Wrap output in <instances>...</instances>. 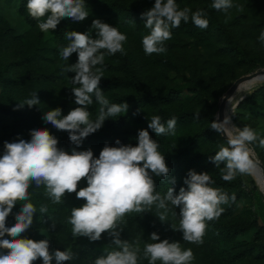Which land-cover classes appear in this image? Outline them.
Wrapping results in <instances>:
<instances>
[{"label":"clouds","instance_id":"9594fccd","mask_svg":"<svg viewBox=\"0 0 264 264\" xmlns=\"http://www.w3.org/2000/svg\"><path fill=\"white\" fill-rule=\"evenodd\" d=\"M29 15L37 19L47 16L38 23L43 32L54 30L61 19L71 18L83 21L88 15L85 0H27ZM233 7L232 0H212L211 8L227 12ZM243 11L241 6H236ZM146 18L144 27L150 33L142 39L146 55L164 53V44L172 38L171 28L179 27L181 21H191L200 29L208 27L207 12L203 9L192 11L188 7L181 9L176 0H155L154 5L141 13ZM96 31V38L87 33L77 31L66 32L65 38L70 41L60 51L63 61H68L72 53H77L74 64L62 66L63 73L73 72L71 88L75 98L74 107L66 115L56 107L44 112L43 120L58 130L68 132L69 140L79 146L84 138L102 127L107 118H116L124 114L129 105L126 102L110 103L99 87L103 78L105 52L107 55L126 54L124 43L126 34L117 27L94 19L91 25ZM258 39L264 43V31ZM100 65L101 67H97ZM100 105L96 118H91L88 106L93 103ZM41 103L37 92L31 98L20 102L18 107L27 104L29 107ZM199 117V112L195 114ZM149 121V120H148ZM177 118L173 116L165 123L159 115H153L148 123L158 136L175 134ZM230 118L223 122L214 121L211 128L227 137L228 146H221L214 156L209 157L217 168H220L224 181H233L237 175L252 174L257 168L254 161V151L250 147L259 142L264 147V138L249 126L242 129L235 125L231 129ZM136 146L121 144L119 146L105 145L99 157L93 156L91 149L77 151L75 148L69 154L57 147L58 140L47 129L34 128L31 138L18 139L15 142H4L3 155H0V264H33L37 259L42 264H64L72 261L76 254L71 249H55L49 251L48 239L33 240L22 238V234L33 223L36 207L29 201V187L34 183L37 188L44 186L46 195L55 204L62 203L65 193L75 192L77 199L85 202L79 207H72L69 223L72 225V237H87L90 241L101 239L102 233H107L111 243L119 250L110 251L107 255L98 256L94 264H138L140 253L139 241L135 246L120 238L123 230L120 222L126 213L151 211L153 205L164 211L159 213L161 221L166 220L169 203L180 209L179 229L183 240L200 244L206 230V221L219 218L224 208L221 205L235 201L220 188L210 185L214 183L207 172L197 173L189 170L184 183L187 189L181 187L175 193L169 187L162 196L156 191V185L151 174L157 177H167L170 169L164 156L158 151V143L153 140L145 129L138 131ZM223 163V167L221 166ZM150 170V172H149ZM87 181V186L79 188L78 182ZM170 183L174 184L173 179ZM23 201L21 209L15 214V223L6 225V218L15 204ZM48 208L41 205L39 212L46 214ZM55 229V225H50ZM175 229V228H174ZM143 249L144 258L148 264H190L194 259L191 249L182 250L178 241L161 240L158 233L152 232Z\"/></svg>","mask_w":264,"mask_h":264},{"label":"rangeland","instance_id":"374dc122","mask_svg":"<svg viewBox=\"0 0 264 264\" xmlns=\"http://www.w3.org/2000/svg\"><path fill=\"white\" fill-rule=\"evenodd\" d=\"M154 2L155 0H126L127 5L131 6L140 3L146 9H150ZM176 3L181 9L188 7L194 12L203 5L212 3V0H176ZM232 3L233 7L227 12L220 11L218 13L219 23L230 34L234 42L247 51L257 53L263 59L264 43H261L258 37L264 31V0H232ZM237 5L241 6L243 11H238ZM17 10L18 0H0V63L11 64L6 74L7 81L0 83V104L12 108L18 113L16 127L28 139L31 138L32 129H47L50 134L57 138V147L64 150L66 131L58 130L50 123H45L43 115L44 112L56 107H60L62 115H66L69 110L79 106L75 104V98L71 91V88L79 86L71 83V77L75 73H63L61 71L63 65L73 63L69 60L66 62L61 59L60 45L51 30L43 32L39 29L38 24L30 27L18 14ZM99 17L100 15H98ZM136 32V30H133L126 34V49L132 57L144 64L145 70L150 73L157 85H180L192 80L206 90L207 105L204 103L205 100L203 101L195 93L183 92L180 95L181 101L190 110L205 109L207 115L189 122L177 131V135L185 131L201 130L208 124L213 123L218 101L233 81L240 76L261 70L262 73H257L259 77L256 83L254 82L255 84L240 83L231 99L225 102V105L232 125L236 126L232 120V115L236 114L237 120L243 127H251L261 138H264V108L248 104L244 109H236V104L239 100L248 96L264 83V66H260L259 63L256 64V62L252 66L246 63L237 64L229 50L220 51L225 48V42L216 30L211 33L208 40L201 41L189 35L185 30L179 29L177 32L172 33L170 40L165 42L166 51L164 53H153L151 55L145 54ZM16 36H20V39H13ZM20 47L25 48V54L29 57L27 61L19 62ZM153 55L156 57L167 56L174 62L175 67L169 68L164 64L155 63L152 60ZM28 71L46 74L50 76V79L48 81L28 79L26 78ZM257 74L251 78L256 77ZM33 92H37L41 103L31 107L27 104L23 105V107H18L20 102L31 98ZM255 101L264 107V96L259 95ZM88 110L94 120L99 112L98 105L94 102L93 105L88 106ZM106 120L103 122L102 127L94 132L95 135L105 134L112 136L106 126ZM10 121L11 119L7 116L0 118V123L3 124ZM217 137L215 133L210 136V146L217 144ZM10 139L11 137H9ZM250 147L254 151L256 160L264 166V147H261L258 141L250 145ZM93 156L98 158L99 152H93ZM257 167L261 170L258 164ZM243 178L247 185L250 180L253 181L255 191L253 196H250V199H242L236 205L235 213L242 215L256 213L264 225V189L260 187L252 174L243 175ZM86 186L87 181L82 179L78 182L77 190ZM157 192L163 196L167 191ZM34 193L45 204L57 206L60 209L56 217L47 220L33 231L28 238L37 241L48 239L50 252L55 249H60L61 251L69 249L71 244L79 238H73L71 234L72 225L68 222L71 216V209L72 207L81 206L85 201L77 199L75 192H73L65 193L62 198L63 202L55 204L45 194L44 186L36 187ZM17 204L18 202L15 205ZM163 211V209H157L153 205L151 211L126 213L120 222L123 228L120 238L127 240L134 246L135 242L139 241L141 251L138 254V264H148V259L143 256V249L146 243H153L149 239L152 232L158 233L161 240L178 241L182 250L191 249L194 259L190 264H217L213 260L207 246L202 243L195 244L183 240V234L178 230L180 226L179 207L174 208L169 203V211L166 214L165 221H161L158 217L159 213ZM136 214L138 216L135 219L134 216ZM151 222L157 225V231L152 227ZM52 224L55 225V229L50 228ZM253 232L254 230H250L238 236L236 241L239 243L249 241ZM111 239L107 233H102L101 239L97 242L119 250L111 243ZM75 254L76 258L73 261L76 264H94L95 258L98 257L95 253L84 250L82 246H78V251ZM33 264H42V260L37 259ZM52 264H56L55 260L52 261ZM156 264H161V262L157 261ZM234 264H264V258L257 259L255 256L249 255Z\"/></svg>","mask_w":264,"mask_h":264},{"label":"trees","instance_id":"16d2710c","mask_svg":"<svg viewBox=\"0 0 264 264\" xmlns=\"http://www.w3.org/2000/svg\"><path fill=\"white\" fill-rule=\"evenodd\" d=\"M86 7L89 10V15L83 21H74L71 18H63L58 23L54 30H51L60 45V48L66 47L70 41L65 38L66 32L77 31L87 33L92 38H96V31L92 29V21L99 19L103 23L115 26L124 34H128L136 30L137 37L142 45V39L150 33V29L144 27L146 18H142L141 13L147 10L142 4L127 5L126 0H85ZM27 0H18V14L24 19L30 27L36 26L39 22L46 20L47 16L37 19L32 18L26 7ZM211 4H205L200 9L207 12L209 21L206 29H200L194 25L191 18L188 22L181 21L179 27L171 28V32L175 33L179 29L185 30L189 35L198 40H208L211 33L216 30L220 33L225 42V48L220 51L229 50L234 56L237 64H249L252 66L255 62L260 66H264V58L253 52L247 51L239 44L234 42L230 34L222 27L218 20V13ZM98 15L100 17L98 18ZM13 39H20L16 36ZM20 42V41H19ZM126 54L121 55L119 52L114 55H107L105 52V60L103 64V78L100 81L99 87L103 91L104 96L110 103L126 102L129 107L124 114L116 118H107L106 126L109 128L112 136L94 133L89 134L84 138L79 146L73 144L69 140L68 132L64 139V151L69 154L75 148L77 151L91 149L92 152H99L105 146H119L116 141L121 144L136 146L138 143V131L145 129L149 132L150 137L157 141L158 151L164 156L165 162L170 169L167 177H157L154 174L152 178L156 185V191H167L169 187H173L175 193L179 192L181 187L187 189L184 183L189 170H194L197 173L207 172L214 183L210 186L220 188L231 197L235 195V201L221 205L224 211L219 218L206 221V230L202 238V244L209 248L210 254L217 264H234L238 260L246 256L253 255L257 259L264 258V225L256 213L252 215H242L235 213L236 205L242 199H250L255 191L253 181L250 180L246 184L243 175L237 176L233 181H224L220 168L209 160V157L214 156L219 151L221 146H228L227 142L221 137L215 129L211 128V124L203 127L201 130L185 131L177 135V131L198 118L207 115L205 109L192 111L180 99L183 92L195 93L207 105L206 90L198 86L194 81L189 80L180 85L166 84L164 86L157 85L154 78L144 68V64L132 57L127 49L126 42L124 43ZM143 46V45H142ZM29 57L25 54V48L19 49V62L27 61ZM78 59L77 53H72L69 57L71 63H76ZM152 60L157 64H164L166 67L174 68V62L167 56L156 57L152 56ZM11 64L0 63V83L7 81L6 74ZM97 67H101L98 65ZM26 78L38 81H48L50 76L28 71ZM237 79V78H236ZM235 79V80H236ZM264 96V83L244 97L237 105L236 109H244L248 104L257 105L258 108H264L261 104L256 103V98ZM97 104V103H96ZM100 107L99 104H97ZM199 112V117L195 114ZM153 115H159L161 122L165 123L168 119L175 116L177 118L175 134L157 135L152 129L148 128V123ZM7 116L11 119L10 122L0 123V155H3L4 142H15L20 138L29 140L28 137L16 127L18 113L9 107L0 104V118ZM149 120V121H148ZM232 120L240 129L243 126L237 120V115H232ZM214 122V119H213ZM9 131V132H8ZM217 134V144L210 146V136ZM9 137L11 139L9 140ZM95 157V156H94ZM263 166V165H262ZM223 167V163L221 166ZM264 167V166H263ZM175 183H170L172 180ZM36 186L33 183L29 189V201L37 209L33 215V223L22 238H28L33 231L38 229L47 220L58 215L59 209L57 206L45 204L35 193ZM23 201H19L15 205L6 218V225L10 226L15 223V214L20 211ZM46 205L48 211L46 214L39 212L40 206ZM138 214L134 217L137 218ZM152 227L157 231L158 227L151 222ZM254 230L251 239L244 243H239L236 238L240 235ZM78 246H82L84 250L93 252L97 256L107 255L108 252L116 250L111 246H105L97 241H90L87 237H79L73 242L69 249L74 253L78 251ZM4 251V250H2ZM64 264H76L73 260L66 261Z\"/></svg>","mask_w":264,"mask_h":264},{"label":"water","instance_id":"95a60500","mask_svg":"<svg viewBox=\"0 0 264 264\" xmlns=\"http://www.w3.org/2000/svg\"><path fill=\"white\" fill-rule=\"evenodd\" d=\"M257 73H262V71L261 70H256V71H254V72H252L250 74L240 76L239 78H237L236 80L233 81V83L228 87V89L223 93V95L221 96V98L218 101V106H217V111H216V114H215L214 121H217V122H221L222 121V119L224 117V111H225L224 104H225L226 101L231 99V97L233 96L234 92L236 91L237 86L242 81L249 79L251 76H253V75L257 74ZM241 100H239L237 102V104ZM220 135L228 144L226 135H224L223 133H220ZM253 159L258 164V166H260L262 174H263V179H264V167L261 165V163L258 160H256L255 156H253Z\"/></svg>","mask_w":264,"mask_h":264},{"label":"bare ground","instance_id":"6f19581e","mask_svg":"<svg viewBox=\"0 0 264 264\" xmlns=\"http://www.w3.org/2000/svg\"><path fill=\"white\" fill-rule=\"evenodd\" d=\"M252 77V76H251ZM249 78L247 80H244L242 81L241 83H245V82H248L250 84H255L256 83V80H258L257 78L259 77V74L256 75V77H253V78ZM255 82V83H254ZM224 108H225V111H224V117L222 119L221 122H223L224 118H229L228 117V110L226 108V105L224 104ZM231 126H232V123L230 124H226V127H228L229 129H231ZM252 175L256 178L258 184L260 185V187L262 189H264V181H263V175H262V171L257 167L254 172L252 173Z\"/></svg>","mask_w":264,"mask_h":264}]
</instances>
